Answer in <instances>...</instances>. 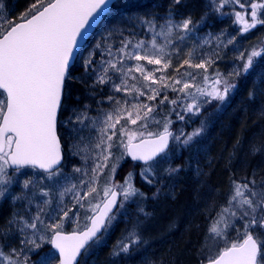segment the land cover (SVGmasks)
I'll return each instance as SVG.
<instances>
[{
  "label": "snow or ice",
  "instance_id": "obj_1",
  "mask_svg": "<svg viewBox=\"0 0 264 264\" xmlns=\"http://www.w3.org/2000/svg\"><path fill=\"white\" fill-rule=\"evenodd\" d=\"M110 2L33 0L19 17L10 18L4 15V3L0 0V200L10 197L14 206L19 204L27 209L25 214L13 212L0 225V264H52L53 260L58 264H80L78 258L100 242L117 212L126 204L136 203L139 213L144 217L150 216L151 213L139 203L148 197L134 185L133 172L127 173L123 182L114 181L124 158L130 157L132 162L140 163V178L149 186L160 183L165 176L172 178L177 175L181 167H172L167 160L169 142L172 140L186 147L192 145L201 135L204 121L191 133L185 135L181 130L174 134L170 130L173 123L171 114L175 113L178 120H184L188 113L199 115L201 109L213 100L223 103L237 87L231 78L247 74L254 65V58L264 54V50L254 47L247 57L243 53L238 56L243 61L242 68H234L227 76L219 72L209 76L208 68L215 61L202 58L195 62L193 49L175 67L177 75L164 74L173 66L172 55L180 52L179 45L168 51L169 45L174 40L184 41L197 26L190 14L174 19V7L181 4V0H171L159 32H156L158 25L154 15L137 18L139 23L147 26V31L164 35V44L152 39L148 48L142 39L133 43L134 37L124 36L123 31L108 30L107 35L101 37L103 43H97L96 48L103 47L109 58L98 66L93 52L80 57L77 51L88 28L105 12ZM237 6L240 10H236ZM226 7L228 11H225ZM209 9L220 16L234 17L233 22L240 26L241 33H247L258 25L264 26V0H209L201 22L206 20ZM116 34L123 38L114 52L108 41ZM224 34L222 32L221 36ZM221 36L216 39L224 47L235 42L234 36L226 42ZM81 59L83 74L77 79L72 70ZM129 61L136 63L129 64ZM142 61L159 67L149 70ZM185 65L188 69H203L202 81L197 82L195 72L187 69L181 72ZM157 72L162 74L157 77ZM135 73H139V77ZM130 80L135 82L129 83ZM73 81L84 85L89 95H94L99 86L108 85L111 91L106 98L113 107L105 113L103 126L98 128L99 135L93 145L98 151L93 165L90 169L73 167V172L81 173L83 178L78 184L65 185L59 191L60 199L53 206L51 189L61 179H67L62 164L67 146L62 147L58 126L66 128L71 138L73 132L79 134L86 127L84 120L89 119V105H84L83 109L73 108L66 117L63 115V102L68 95V85ZM168 91L176 95L170 98ZM121 92L125 97L131 96V101L111 94ZM253 95L250 91L249 98ZM140 97L147 102L141 101ZM155 101L158 102L152 103ZM165 102L170 111L162 121L157 120L153 114ZM122 120L131 125L141 122L139 128L143 131L130 129L121 123ZM153 122L163 130H149ZM92 123L95 125L96 121ZM113 148L118 152L114 153ZM68 150L73 155L84 152L82 159L87 162V146L81 147L74 141ZM250 151L253 155L259 154L264 151V144L254 143ZM162 163L167 166L161 172ZM24 169L38 172L39 179L27 177L21 180ZM104 169H108V173L103 186L98 187ZM258 175V170L254 169L251 176L230 177L226 205L217 213V219L198 250L199 264H264V176L257 179ZM44 180L52 183L41 186ZM16 183L21 188L19 194L11 191ZM160 191V187H156L152 198L155 199ZM68 193H72L75 201L72 207L64 204L63 198ZM37 196L40 197L38 202ZM84 200H88L87 212L91 215L86 216L88 223L81 227L73 207L85 208ZM34 202L36 211L33 213L31 206ZM69 220L77 225L70 233L64 230L65 222ZM138 226L139 221L114 245L110 253L112 257L130 255L133 246L143 242ZM233 231L235 237L230 235ZM13 236L19 238V246L8 243ZM45 244L51 245L58 255L45 253L32 260V255Z\"/></svg>",
  "mask_w": 264,
  "mask_h": 264
},
{
  "label": "trees",
  "instance_id": "obj_2",
  "mask_svg": "<svg viewBox=\"0 0 264 264\" xmlns=\"http://www.w3.org/2000/svg\"><path fill=\"white\" fill-rule=\"evenodd\" d=\"M23 1L3 0V3L4 7L10 10L22 4ZM170 3L171 0H119L79 56L83 57L85 51L91 49L96 43H103L101 37L107 35L108 30H113L111 27L119 23L118 19L121 21L120 27H124V36L134 37L133 43L142 39L150 48V41L155 39L158 44H164L166 42L164 35H155L147 31V26L139 23L137 18L154 15L158 25L156 32H159V25L164 23ZM208 3L209 0H181V4L175 5L174 19L179 20L190 14L197 26L184 41L175 40L172 45H169L168 51L171 52L178 41L184 44L186 51L180 50L178 55H172L173 66L168 68L164 74L177 75L174 69L186 58L189 50L194 49L195 62H199L202 58H212L215 63L208 69L217 72L218 69L220 70L219 67H224V57H229L231 51H237L235 54L238 56L239 53L251 51L254 47L260 48L257 38L259 39L264 32V26L258 25L257 28L247 33H241L240 26L233 22L234 17L220 16L211 12L210 9L206 20L201 22V16L204 15ZM236 10H240L238 6ZM225 11H228L227 7ZM9 17L15 18L11 15ZM246 18L250 20V17ZM222 32L225 33L223 36H221ZM217 36H221L225 42L234 36L235 42L224 47L216 39ZM121 38L123 37L118 35L109 37L108 42L113 46L114 52ZM262 48L264 49V45ZM108 58L103 47L95 51L93 55L98 66ZM236 60L234 58L232 62L238 64ZM82 63L81 59L75 63L72 70V74L77 79L83 74ZM128 63L135 64L136 62L129 61ZM141 63H144L149 70L159 67L158 65H147L144 61ZM240 65L243 66V63ZM186 69L189 72H195L198 80L202 79L199 72L202 73L203 69H188L185 65L180 71L184 72ZM161 74L157 72L156 76ZM135 75L139 77L140 74L135 73ZM232 81L237 87L229 93L223 103L213 100L201 109L199 115L188 113L184 120H178L175 113L171 114L174 124L170 130L174 134H179L181 130L185 135L191 133L194 129L200 128L201 121H204V133L196 137L192 145L183 149H175L173 143L168 152L167 160L172 167H181L177 175L172 178L165 176L160 183L149 186L140 178L141 165L125 158V162L118 168L115 180L123 182L127 173L133 172L134 185L148 197L147 200H141L139 203L151 215L144 217L137 211L136 203L126 204L117 212L116 218L100 242L82 256L80 264H199L198 250L208 230L217 219V213L226 205L231 187L230 177L239 179L241 176H251L252 166L246 167L249 168L247 174L241 172L245 169L244 164L249 163L250 146L254 143L258 145L264 143V54L254 58V65L247 74L241 73ZM134 82L129 81V83ZM110 91L108 85H101L94 95H89L84 85L74 81L70 82L68 95L63 102L64 117L71 109L77 107L83 109L84 105H89L92 114L106 110L108 106L106 97ZM250 91L254 93L251 99L249 98ZM111 94H120L121 98L125 97L123 92ZM132 95L134 96L135 93ZM168 95L172 98L176 93L168 91ZM126 98L131 101V96ZM101 100L103 102L98 103ZM140 100L147 102L144 97H140ZM169 111L170 106L165 102L156 109L155 113L163 119ZM65 132H67L66 128L59 127L63 147L66 146L63 137ZM64 154L63 168L67 167L66 172H70L73 170L71 163H75L77 158L71 160L66 147ZM260 157L261 154H256L252 157L251 163L254 167H259V170H264V163ZM166 166L167 164L162 163L159 171L162 172ZM156 187H160L161 191L153 199L152 194ZM137 221H139L137 231L141 234L143 242L139 246H133L130 255L121 254L112 257L110 253L114 245L128 235L137 225ZM45 253L57 256L51 245L45 244L32 257V260H36L38 255ZM52 264H58V261L55 260V263L52 261Z\"/></svg>",
  "mask_w": 264,
  "mask_h": 264
},
{
  "label": "rangeland",
  "instance_id": "obj_3",
  "mask_svg": "<svg viewBox=\"0 0 264 264\" xmlns=\"http://www.w3.org/2000/svg\"><path fill=\"white\" fill-rule=\"evenodd\" d=\"M33 2V0H24L22 2V4L20 3V5H17V7H15L14 9L11 8L10 10L6 9L8 7H4V15L5 16H13L15 18L19 17V15L21 13H23L27 8L28 6ZM10 14V15H9ZM119 23L115 25H113L111 28L112 29H118L120 31H124V27H120V19H118ZM263 27V26H262ZM261 27V28H262ZM118 36H120L119 34H116ZM261 37L257 40H259V44H258V47L260 48H256L257 50H264L262 48V46L264 45V32H262V35H260ZM175 41V40H174ZM176 46L179 45L180 46V50L182 51H186V49L184 48V44L183 43H180V42H176ZM262 43V45H261ZM97 44V43H96ZM95 44V45H96ZM93 46L91 47V49H89L88 51H85L83 57H87L89 52H93L95 53V51L97 50H101V48H96V46ZM236 45V44H234ZM257 45V44H256ZM237 52V51H236ZM235 51H231L229 53V57L226 56L224 57V67H219L220 70L218 69L217 72L219 73H222L224 74L225 76H227L228 73L232 72L234 68H242V65H240V63H243L242 60L238 59V56L241 54L239 53L238 56H236V53ZM240 52H245V51H240ZM247 52V51H246ZM243 53L245 57H247L248 53L250 51H248L247 53ZM237 59L236 61H238L239 63L238 64H234V62H232L233 59ZM226 61V63H225ZM146 62V61H144ZM214 70H211V69H208V75L209 76H214L216 72H213ZM199 75L202 76V79H203V75H204V70L202 71V73L199 72ZM236 77H232L231 78V81L232 80H235ZM202 79L198 80L197 78V82L199 83L200 81H202ZM230 81V82H231ZM124 94V93H123ZM116 95V94H115ZM117 98L119 99H127L126 97H120L121 95L118 94L116 95ZM112 107L113 105L110 104L108 102V106H107V109L106 110H103V111H98V114L95 113V114H92V112H90V108L87 109V116L89 117V119H85L84 120V124L86 125V127H83L80 131L79 134L73 132L72 135H71V138L68 136L67 132H65L63 134V137H64V140L66 141V150H68L69 148H71V145L73 144V142H78L81 144V147H84V146H87L88 149H89V153H88V159H87V162H85L84 159H82V157L85 155L84 152H81L79 155H73L71 151H69V156L71 158V160H73L74 158H77V161L75 163H71V167L73 169V167H81L82 169H90L91 166L93 165V159L95 157V154L98 150L94 149L93 145L96 141V139L98 138V128L99 127H102V122H103V119H104V116H105V113L106 112H109L112 110ZM89 112L91 114H89ZM68 115V113H67ZM153 115H155V118L157 120H163L162 118H160L156 113H154ZM95 120L96 123L95 125H93L92 121ZM122 124H127V127H129L130 129H134V130H139V131H143V129H140L139 128V123L141 122H138L137 125H131L130 123H127V121H121ZM174 122L171 124V127L173 126ZM77 128H80L81 126L80 125H76ZM117 128H119V125H117ZM149 130L155 132V131H162V126H158L156 125L154 122L153 123H150L149 125ZM65 131V130H64ZM204 133V129L203 131L201 132V134ZM83 137V140H81L80 138ZM115 140V138H114ZM174 143V148L175 149H183L185 148L186 146L182 145V144H177L175 141H173ZM261 144H264V143H261ZM173 145V144H172ZM112 151L114 153L118 152V149L116 148H113ZM259 154H261V161H263L264 163V151H261ZM255 155H253L250 151V154H249V163H245L244 164V167L245 169L244 170H241V172L243 171V174H247V170L249 169H246V167H253L254 164L251 163V159L252 157H254ZM126 158V157H125ZM125 158H124V161L121 163V165L125 162ZM111 163V162H110ZM75 164V165H74ZM67 168V167H66ZM66 168L64 169L63 168V171L67 177V179H61L59 184L56 185L55 187H53L51 189V198L53 199L54 201V205L55 206V202L58 201L60 199L59 197V191L63 189V187L65 185H68V184H71V183H79V181L81 180L82 177V174L81 173H74L73 170L72 171H67L66 172ZM259 169V167H257ZM252 170V169H251ZM24 172V175H21L20 179H24V178H27V177H33V178H36V179H39V173L38 172H34L32 169H24L23 170ZM117 172H118V169H117ZM116 172V174H117ZM108 173V169H104V175H101L100 177V180L98 182V187H102L103 186V183H104V178L105 176L107 175ZM116 177V175H115ZM114 181L115 182H119V181H116L115 178H114ZM52 182L51 181H47V180H44V181H41V186H43L44 184H51ZM45 190H49V189H45ZM11 191L16 193V194H19L21 192V188H20V185L18 183L16 184H13L12 185V188H11ZM38 191V190H37ZM81 195H83V190H81ZM93 196H95V193L93 194ZM89 200L92 199V197H89L88 198ZM40 200V197L37 196L36 197V202H38ZM64 200V204L68 205L69 207H72L74 204H75V201L73 199V195L72 193H68L64 196L63 198ZM36 202L33 203V205L31 206V212H35L36 211ZM83 203L85 204V208H81L79 207V205H76L75 207H73V212L76 213L79 217V224L81 227H83L86 223H88V221L86 220V216L87 215H91L90 212H87V204H88V200H84ZM27 211V209L25 207H21L19 204L17 205H13L12 202H11V198L8 197L6 199H3V200H0V216H1V219H5L7 220L12 214L13 212H19L20 214H25V212ZM70 216H72V213L69 214ZM76 224L69 220V221H66L65 222V225H64V230L65 231H72L74 228H76ZM230 235H232L233 237H235V232H231ZM9 244L11 245H14V246H19V238L18 237H15L13 236L9 241H8ZM41 250V248L38 250V252ZM5 251H7V249H5ZM37 252V253H38ZM35 253V254H37ZM33 254L32 257L35 255ZM53 262L55 263V260H53Z\"/></svg>",
  "mask_w": 264,
  "mask_h": 264
},
{
  "label": "water",
  "instance_id": "obj_4",
  "mask_svg": "<svg viewBox=\"0 0 264 264\" xmlns=\"http://www.w3.org/2000/svg\"><path fill=\"white\" fill-rule=\"evenodd\" d=\"M118 1H119V0H111L110 4H109L108 8L105 10V12L102 13L99 17H97L95 23H92V24H91V27L88 28V30H87V35H86V36L84 37V39L81 40L80 43H79V50L77 51V55H78V56H79L80 52L82 51V49L86 46V44L88 43V41L91 39V37L95 34V32H96V30L98 29V27L100 26V24L105 20V18L107 17V15L110 13V11H111V9L113 8V6H114ZM171 131H172V130H171ZM172 132H173V131H172ZM61 143H62V142H61ZM172 143H173V141L170 140V142H169V151H170V149H171V147H172ZM62 147H63V145H62ZM128 158H129L130 161H131V158H130V157H128ZM158 159H159V157H158ZM64 160H65V156H64V159H63V161H62V164H64ZM133 163H135V164H137V165H140L139 162H133ZM114 211H116V210L114 209ZM69 233H70V232H69ZM98 235H99V234H98ZM53 250H54V249H53ZM54 252H55V250H54ZM55 253H56V252H55ZM56 255H58V253H56ZM81 258H82V256L78 258L79 261L81 260Z\"/></svg>",
  "mask_w": 264,
  "mask_h": 264
},
{
  "label": "bare ground",
  "instance_id": "obj_5",
  "mask_svg": "<svg viewBox=\"0 0 264 264\" xmlns=\"http://www.w3.org/2000/svg\"><path fill=\"white\" fill-rule=\"evenodd\" d=\"M101 25V24H100ZM246 169H248V168H246ZM258 170V172H259V175L257 176L258 177V179H259V176H264V170H259L257 167H252V170H251V173L253 172V170ZM5 219H1V216H0V225H2V224H4L5 223ZM161 241V240H160ZM53 250V249H52ZM81 261V260H80Z\"/></svg>",
  "mask_w": 264,
  "mask_h": 264
}]
</instances>
